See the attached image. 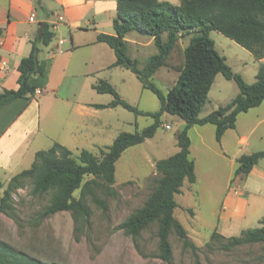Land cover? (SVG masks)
I'll return each mask as SVG.
<instances>
[{
  "label": "trees",
  "instance_id": "1",
  "mask_svg": "<svg viewBox=\"0 0 264 264\" xmlns=\"http://www.w3.org/2000/svg\"><path fill=\"white\" fill-rule=\"evenodd\" d=\"M117 16L114 19L115 34L100 33L98 40L106 42L116 53L114 66H123L136 74L144 88L153 91L159 98L161 107L156 112L145 111L124 99L115 86L102 79L93 87L100 93H110L114 99L106 104L95 103L97 108L118 105L136 115H151L155 122L140 131L120 132L114 141L102 150L99 158L91 150L82 149L78 155L60 142L48 149L38 150L30 168L15 174L0 198V211L16 217L12 204L13 193L22 188L26 181L31 184V194L43 196L50 193L48 205L39 214V219L60 211H71L76 222L88 219L92 209L87 203L88 196L104 210L109 207L107 198L98 192L115 196L116 163L126 149L141 144L154 137L164 113L180 116L185 121L184 128L177 135L179 150L156 162L159 176L155 177L154 188L145 204L120 223L134 238L151 223L158 224V256L173 262L170 234L175 231L185 247L197 253L198 247L189 237L187 229L175 217L179 206L176 195L182 193L186 181L196 183V163L191 156L189 129L193 125L211 123L215 125V136L221 141L224 133L236 127L238 115L259 106L264 101V63L256 74V81L248 83L243 75L235 72L227 58L216 48L211 30L215 29L248 49L256 59L264 57V0H180L174 4L163 0H117ZM38 5H40L38 0ZM133 30L151 35L157 52L149 56L140 66V59L129 53L127 34ZM1 32V29H0ZM166 37H165V36ZM190 35L186 46L182 39ZM55 36L51 25L43 22L39 35L32 41L31 53L19 64V87L0 92V110L18 98L34 96L37 85L31 83L35 75L46 72L47 63L39 58L40 44L48 45ZM162 66L179 71L175 84L163 91L153 77ZM218 73L234 80L239 93L228 103L219 106L204 117L200 113L208 101L209 92ZM264 158V149L242 154L238 158L235 173L248 174L254 165ZM89 176L86 180L85 178ZM4 183L0 179V189ZM80 189L79 197L75 192ZM193 212L192 208H189ZM260 226L243 230L240 235L225 236L214 230L211 240H223L222 249L232 250L245 244L264 243V216ZM208 246L211 242L207 243ZM0 264H60L45 262L26 252L16 249L0 239Z\"/></svg>",
  "mask_w": 264,
  "mask_h": 264
},
{
  "label": "rangeland",
  "instance_id": "2",
  "mask_svg": "<svg viewBox=\"0 0 264 264\" xmlns=\"http://www.w3.org/2000/svg\"><path fill=\"white\" fill-rule=\"evenodd\" d=\"M210 35L232 69L241 73L248 83L255 82L260 63L253 54L219 31L212 30ZM127 38L130 41V54L140 59L141 67L149 56L157 51L151 35L133 30L127 34ZM189 38L190 35H187L182 39L183 46L188 43ZM178 76V70L162 66L154 75L153 81L166 92L175 84ZM113 78L112 84L131 104L145 111L156 112L160 109L158 96L150 89L144 88L131 70L118 67ZM93 93L101 101L114 99L110 93H99L95 90ZM238 93L237 83L218 73L200 117L228 103ZM102 118L111 121L107 137L102 141L105 146L98 149L94 148L92 143L86 145V148L99 158L102 157V150H107L106 146L110 145L120 132L140 131L155 122L153 116L136 115L123 106L109 109L107 113L102 114ZM161 121L154 137L129 147L117 161L114 184L117 194L108 196L98 192L100 197L107 198L108 209L104 210L88 196L87 203L92 209V214L79 223L80 231L76 230L71 211H60L39 219V214L48 205L51 195H32L31 184L26 181L22 188L13 193L12 204L17 218L0 211V239L42 261L60 264H264V243L245 244L232 250H224L221 246L223 240H211L216 213L221 205V188L230 172V159L233 156V153L225 157L222 152L216 153L219 147L213 124L193 125L189 129L193 142L192 158L196 160L199 179L196 183L186 181L182 193L176 195L179 206L175 209V217L182 222L189 237L197 245V253L192 248L185 247L179 235L172 231L170 241L173 262L169 263L158 256L159 237L156 222L142 230L136 238L124 229L117 228L145 204L154 188V179L159 176L156 162L179 150L177 135L184 128L185 121L171 113H164ZM167 124L170 128L166 127ZM201 137L215 151L201 147ZM227 140L231 145L232 135L227 136ZM255 142L245 150L249 152L264 146V137ZM52 145L53 143L45 148L48 149ZM79 152L75 151L74 154L78 155ZM23 168L20 167L17 172ZM9 174L0 169V178L4 181ZM88 178L89 176L85 179ZM4 189L5 187L0 189V198ZM79 195L80 189L75 192L76 197ZM189 208H192L193 212ZM209 242L210 246L207 245Z\"/></svg>",
  "mask_w": 264,
  "mask_h": 264
},
{
  "label": "crops",
  "instance_id": "3",
  "mask_svg": "<svg viewBox=\"0 0 264 264\" xmlns=\"http://www.w3.org/2000/svg\"><path fill=\"white\" fill-rule=\"evenodd\" d=\"M163 1L180 4V0ZM39 3L38 0H0V92L19 87V64L31 53L32 41L39 35L41 24L49 23L55 33L50 44H40L39 58L47 63L45 74L31 79L41 93L18 98L0 110V169L10 173L7 180L0 178L4 187L15 174L30 168L36 152L51 143L60 142L73 152L86 148L87 143L98 149L104 147L102 141L107 137L111 121L104 120L102 114L121 106L93 105L112 101L99 100L93 93L97 91L93 85L102 79L112 84L115 69L123 67L114 66V49L98 40L100 33H116L117 0H39ZM32 16L34 19L30 20ZM256 60L264 63V57ZM231 135L230 145L227 136ZM263 137L264 101L240 113L236 127L228 129L221 141H217V154L222 152L225 157L233 153L213 224V229L225 236L240 235L243 230L261 225L264 158L248 174L235 171L242 154L264 149L262 146L245 150ZM200 145L215 151L203 137ZM192 150L193 142L191 156ZM20 167L24 168L17 172Z\"/></svg>",
  "mask_w": 264,
  "mask_h": 264
},
{
  "label": "built area",
  "instance_id": "4",
  "mask_svg": "<svg viewBox=\"0 0 264 264\" xmlns=\"http://www.w3.org/2000/svg\"><path fill=\"white\" fill-rule=\"evenodd\" d=\"M33 19H34V17H33V16H32V17H30V20H33ZM36 93H41V91H40L39 89H37V90H36ZM166 127H167V128H170V125H169V124H167V125H166Z\"/></svg>",
  "mask_w": 264,
  "mask_h": 264
}]
</instances>
